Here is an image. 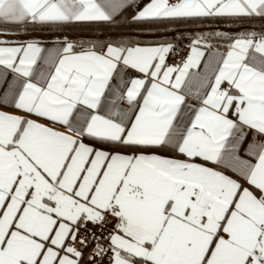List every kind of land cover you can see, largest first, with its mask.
<instances>
[{"label":"snow or ice","instance_id":"obj_1","mask_svg":"<svg viewBox=\"0 0 264 264\" xmlns=\"http://www.w3.org/2000/svg\"><path fill=\"white\" fill-rule=\"evenodd\" d=\"M206 18L264 0H0L15 25ZM181 38L0 39V264H264V31L168 64Z\"/></svg>","mask_w":264,"mask_h":264},{"label":"trees","instance_id":"obj_2","mask_svg":"<svg viewBox=\"0 0 264 264\" xmlns=\"http://www.w3.org/2000/svg\"><path fill=\"white\" fill-rule=\"evenodd\" d=\"M146 2L147 0H140V6L142 7ZM132 11L133 9L131 8L127 9L123 16L117 19L116 24H120L125 16H130ZM25 28L27 29V32L64 33L70 38L90 37L93 35L101 36V33L103 36H115L118 34H123L132 39H139L140 41L147 43L180 36L182 38L179 40V47L182 45H189L191 38H194L197 34L211 33L217 30L236 33L244 29H251L261 32L264 31V19L253 18L244 20H227L222 18H206L180 22H168L167 25L126 24L121 27H115V25H109L105 23H77L63 26H40L32 24L13 26L0 23V30L16 29L25 31ZM171 42L174 44L177 43L176 40H171ZM207 42L213 45L212 48H225V42L214 37H208Z\"/></svg>","mask_w":264,"mask_h":264},{"label":"crops","instance_id":"obj_3","mask_svg":"<svg viewBox=\"0 0 264 264\" xmlns=\"http://www.w3.org/2000/svg\"><path fill=\"white\" fill-rule=\"evenodd\" d=\"M8 25L18 26L15 24H8ZM64 36H66V34H64V33L27 32V31H21V30H16V29H10L7 31L0 30V39L23 41V40H27L29 38H39L42 41L46 42L47 46H51V44L48 42L54 41L57 38H63ZM217 50H219L220 52L226 51L225 48L224 49H222V48H211L210 49V51H213V52H215ZM206 58H207V50H206L205 59ZM201 68H203V64H201ZM4 110L9 111V112L14 111L12 108H5ZM39 122L42 124H45L47 126H50V127L53 126V125L49 124V122L47 120H40ZM86 142L90 143V141H86Z\"/></svg>","mask_w":264,"mask_h":264},{"label":"built area","instance_id":"obj_4","mask_svg":"<svg viewBox=\"0 0 264 264\" xmlns=\"http://www.w3.org/2000/svg\"><path fill=\"white\" fill-rule=\"evenodd\" d=\"M189 48L188 45H182L178 47V50L174 51L172 54H170L167 58L168 64H179L182 62V58L185 57L188 54ZM110 229H105V232L109 231Z\"/></svg>","mask_w":264,"mask_h":264}]
</instances>
